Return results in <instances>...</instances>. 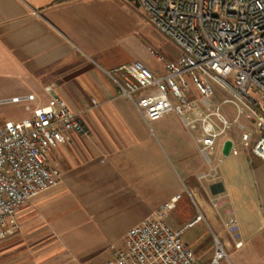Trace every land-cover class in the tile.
<instances>
[{"label":"crops","instance_id":"crops-1","mask_svg":"<svg viewBox=\"0 0 264 264\" xmlns=\"http://www.w3.org/2000/svg\"><path fill=\"white\" fill-rule=\"evenodd\" d=\"M132 8L117 0H0V73L24 90L10 100L26 101L30 115L57 95L89 128L50 150L57 184L15 209L0 264H105L127 229L175 195L164 220L199 261L209 262L217 238L227 253L219 264H264V161L238 144L242 132L251 144L257 138L252 123L240 119L242 130L215 143L217 174L199 178L208 166L177 115L146 122L106 74L133 61L135 21L155 30ZM178 54L164 52V61ZM161 63L156 75L165 73ZM225 140L235 154H222Z\"/></svg>","mask_w":264,"mask_h":264},{"label":"built area","instance_id":"built-area-1","mask_svg":"<svg viewBox=\"0 0 264 264\" xmlns=\"http://www.w3.org/2000/svg\"><path fill=\"white\" fill-rule=\"evenodd\" d=\"M134 2L179 54L168 61L155 54L164 64L163 75L139 61L106 71L117 93L129 99L146 122L169 112L177 115L208 166L199 178L216 176L217 165H210L213 146L229 129H243L240 118L252 123L257 138L251 144L249 133L242 132L238 144L264 161V0ZM211 82L231 95L221 102L234 107L232 119L220 110L221 102L211 101ZM46 90L51 92V87ZM26 99L32 100V95ZM71 134L87 136L89 128L54 94L30 115L0 127V238L16 228L17 207L57 184L48 154L68 142ZM237 151L231 141L228 154ZM178 197L164 202L154 217L127 229L122 245L112 250L105 264H219L226 259V250L215 238L209 262L199 261L183 244L180 232L165 222ZM228 229L235 231L232 220Z\"/></svg>","mask_w":264,"mask_h":264},{"label":"rangeland","instance_id":"rangeland-1","mask_svg":"<svg viewBox=\"0 0 264 264\" xmlns=\"http://www.w3.org/2000/svg\"><path fill=\"white\" fill-rule=\"evenodd\" d=\"M117 3L121 6L127 4L131 8L138 10L134 0H117ZM132 8V9H133ZM139 11V10H138ZM140 13V11H139ZM135 33L134 37L130 38L129 52L133 61H139L149 70L160 68L162 63L155 57V54L164 56V52L167 54H176L178 48L173 46L169 40L164 38L156 30L147 29V33L143 32L144 29L141 26V22L135 21L134 23ZM164 60V57H163ZM21 82L17 81L15 77H8L3 73H0V127L4 124L14 122L21 117L28 115L24 105L26 101L21 99L20 101H11L10 96L17 94L24 90L20 88ZM213 88V100L221 102L224 98H231V95L223 90L216 82H211ZM220 110L229 118L234 117V107L230 103L221 102ZM241 121L243 120L240 118ZM193 229H190L185 237L193 236Z\"/></svg>","mask_w":264,"mask_h":264},{"label":"water","instance_id":"water-1","mask_svg":"<svg viewBox=\"0 0 264 264\" xmlns=\"http://www.w3.org/2000/svg\"><path fill=\"white\" fill-rule=\"evenodd\" d=\"M231 147V141L230 140H225L223 145H222V154L227 155L229 152V149Z\"/></svg>","mask_w":264,"mask_h":264}]
</instances>
